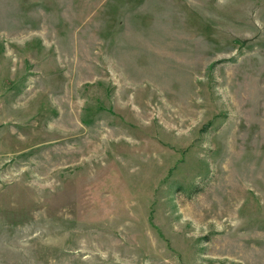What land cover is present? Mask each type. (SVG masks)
Segmentation results:
<instances>
[{"label": "rangeland", "instance_id": "374dc122", "mask_svg": "<svg viewBox=\"0 0 264 264\" xmlns=\"http://www.w3.org/2000/svg\"><path fill=\"white\" fill-rule=\"evenodd\" d=\"M0 264H264V0H0Z\"/></svg>", "mask_w": 264, "mask_h": 264}]
</instances>
